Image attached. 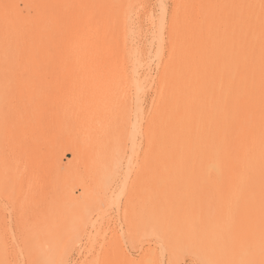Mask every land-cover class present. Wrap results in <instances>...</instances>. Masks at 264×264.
Returning a JSON list of instances; mask_svg holds the SVG:
<instances>
[{
  "label": "rangeland",
  "instance_id": "obj_1",
  "mask_svg": "<svg viewBox=\"0 0 264 264\" xmlns=\"http://www.w3.org/2000/svg\"><path fill=\"white\" fill-rule=\"evenodd\" d=\"M70 1L0 0V261L5 264H28V261L33 264H57V261L86 264V260L101 264L102 261H114L117 247L122 245L136 260L142 259L143 252L155 246L157 252L164 253L159 255L163 264L173 260V253L180 264H264V238L260 236L264 237V212L247 213L240 226H235L229 244L230 257L226 258L216 249L218 245L221 250L226 248V239L217 225L212 227L211 240L206 249L203 248V225L210 221V216H205L202 225L199 220L192 219L195 208L188 190L185 197L159 192L155 197L153 194L144 132L146 111L153 94L151 87L144 85L145 92H141L143 111L138 113L141 119H134L137 112L130 108L125 84L126 90L123 88L116 94L120 98L112 92L108 95L115 110L114 121L107 126L108 141L103 144V136L99 138L101 135H98L100 132L98 141H92L93 129L90 128L77 131L75 135L78 133L79 137L77 141L73 140L71 120L75 117L74 111H79L76 100L84 95L90 97L95 89L99 93L94 91L93 95L102 96L101 89L105 87L98 84L103 74H96L97 69L91 70L92 73L86 68L84 71L76 49V57H72V53L68 58L60 51L47 49L48 44L54 42L59 50V42L65 40L60 15L51 7H67ZM146 2L155 21L162 11L164 19H169L173 0H161L162 5L158 0ZM145 16L142 13L136 18L141 29L135 37V41L139 38V44L136 41L135 46H139L143 56L149 52L152 57L157 43L152 42L153 48L148 45L151 43L150 23ZM82 24L81 21L78 32L82 31ZM24 39L29 42L22 43ZM26 48L30 52L25 54ZM151 57L150 67L152 65L155 72L157 57ZM93 75L94 79L91 77L90 81L89 77ZM89 108L86 107V113L83 109L84 114H88ZM101 112L96 111L91 117H103ZM71 146H76L77 154L70 151ZM159 201L162 207L157 205ZM159 209L162 214H169L170 224L169 228L157 226L161 231L156 226L151 227L155 222L151 216ZM252 220L256 221L257 228ZM174 221L177 222L175 226ZM254 229L256 236L252 234ZM170 239L172 250L168 246ZM105 242V249L110 248L107 254L97 252L96 249ZM88 248L95 253H89L90 257L86 258Z\"/></svg>",
  "mask_w": 264,
  "mask_h": 264
},
{
  "label": "bare ground",
  "instance_id": "obj_2",
  "mask_svg": "<svg viewBox=\"0 0 264 264\" xmlns=\"http://www.w3.org/2000/svg\"><path fill=\"white\" fill-rule=\"evenodd\" d=\"M100 1L72 0L67 7H51L60 15L65 40L58 44L61 49L58 50L54 42L49 43L47 49L60 51L65 57L72 53V57H76V49L79 52L77 59H82L84 71L85 68L90 71L97 69L96 74H103L99 77L100 83L97 82L105 87L104 90L100 88L103 91L101 97L93 95L97 89L92 90L91 86L93 93L89 91L90 97L85 98L84 95L76 100L79 111H74L75 117L71 120L73 140L79 137L78 133L75 135L77 131L90 128L94 134L91 140L98 141L97 136L101 135L99 138L103 136L104 144L110 136L107 126L114 121L113 102L108 98L110 92L116 95L122 91L123 85L128 86L127 101L130 108L137 112L136 116L133 115L136 119L143 111V86L151 87L153 94L143 131L147 140L146 152L149 153V177L152 176L154 183L153 194L171 193L172 196L185 197L188 190L195 208L192 219L201 223L205 216H210V221L203 225V248L206 249L211 240L212 227L217 225L226 239V248L221 250L218 245L216 249L221 252L220 256L229 258V244L235 226H240L247 213L264 212V0H173L167 21L162 16L163 11L155 21L148 11L146 0ZM158 1L161 5L164 3ZM142 13L150 23L151 43L148 45H152L154 40L157 43L152 57L149 52L143 56L139 46V49L135 46L139 42L138 38L136 43L135 37L141 29L136 18ZM81 21L82 31L78 32ZM28 42L22 40V43ZM151 45L150 48H153ZM15 47L18 48L17 43ZM24 51L25 54L30 52L29 48ZM150 57H157L155 72L152 65L150 67ZM59 68L62 70V67ZM94 76H90L89 80ZM85 105L90 107L88 114L83 112ZM96 111H102L104 116L91 117ZM70 151L78 153L76 146H71ZM155 199L158 201L160 198ZM183 208L186 209L185 206ZM163 215L159 209L151 216V219L155 218V222L151 223L153 229L159 225L170 227L169 214ZM177 217L174 219L177 220ZM254 220L253 226L256 225ZM174 222L175 226L177 222ZM158 231H161L160 228ZM252 234L256 236L257 231L252 230ZM170 242L171 239L168 246L172 250ZM101 245L97 252L107 254V243ZM89 253L90 249L84 256L88 258ZM160 253L154 246L144 251L142 259L137 261L133 254L119 245L113 257L115 259L112 258L114 261H102L101 264H163ZM171 255L173 260L168 264H180L174 253ZM1 262L5 264V261ZM66 262L57 261V264ZM85 262L92 264L93 261ZM28 264H33V261H28Z\"/></svg>",
  "mask_w": 264,
  "mask_h": 264
}]
</instances>
